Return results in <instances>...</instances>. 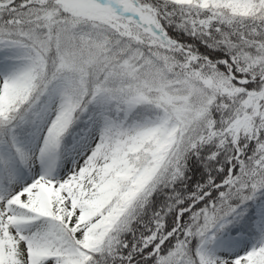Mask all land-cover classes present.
<instances>
[{"label": "snow or ice", "instance_id": "obj_1", "mask_svg": "<svg viewBox=\"0 0 264 264\" xmlns=\"http://www.w3.org/2000/svg\"><path fill=\"white\" fill-rule=\"evenodd\" d=\"M0 264H264V0H0Z\"/></svg>", "mask_w": 264, "mask_h": 264}]
</instances>
